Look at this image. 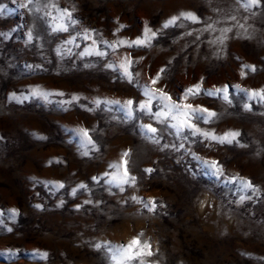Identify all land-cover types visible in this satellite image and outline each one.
I'll use <instances>...</instances> for the list:
<instances>
[{"label": "rangeland", "instance_id": "obj_1", "mask_svg": "<svg viewBox=\"0 0 264 264\" xmlns=\"http://www.w3.org/2000/svg\"><path fill=\"white\" fill-rule=\"evenodd\" d=\"M0 6V264H116L105 245L127 244L141 232L154 253L146 264H264V101L235 88L230 103L222 96L189 98L217 113L210 123L197 122L201 129L241 133L233 144L184 140L144 113L128 118L113 103L145 101L143 84L163 88L173 100L197 83L213 91L264 89V7L246 10L237 0H37L32 12L13 0ZM60 9H74L78 23L68 31H53L68 22ZM182 12L199 22L163 28ZM146 26L159 30L151 47L114 51L101 43L134 40ZM94 48L107 55H83ZM129 54L138 61L132 83L107 66ZM242 65L255 71L243 69L242 77ZM162 67V79L151 85ZM34 90L51 95L45 101ZM149 123L163 130L160 144L141 132ZM78 128L90 130L94 148L82 145ZM173 143L184 148L161 147ZM126 151L137 183L120 192L104 182L105 173ZM193 154L219 161L224 176L207 172ZM240 180L254 189L241 188ZM131 197H155L166 207L149 212ZM44 252L47 258L37 255Z\"/></svg>", "mask_w": 264, "mask_h": 264}, {"label": "snow or ice", "instance_id": "obj_2", "mask_svg": "<svg viewBox=\"0 0 264 264\" xmlns=\"http://www.w3.org/2000/svg\"><path fill=\"white\" fill-rule=\"evenodd\" d=\"M13 3H16L18 8L27 9L29 12L33 11V7L37 0H25L24 3H19L18 0H13ZM237 3L241 5L244 9H253L257 7H264V0H237ZM4 10L3 6H0V12ZM39 11V9H36ZM67 19V23H63L59 25L57 28H54L53 31H68L69 27L78 23L77 20L73 18L74 9H60ZM229 19L235 20V16L229 17ZM189 20L193 23L199 22L198 17L191 12H182L179 16L170 17L164 24L163 28L167 29L170 27H182V23H178V21ZM124 25H121L122 29ZM212 25H208L205 30L211 29ZM120 29H117L119 31ZM224 33L231 31L230 28H225L222 30ZM86 32H94V30H86ZM190 34V33H189ZM115 35V33H114ZM159 35L158 31H153L151 28L145 29L144 34L141 37H137L134 40H126V39H118L115 44H111L107 41H101L107 45V47L112 48L114 51L119 49L120 47H128V48H141V47H151L152 41L156 39ZM32 33L29 31L28 40H32ZM85 39H91L90 35H86ZM199 39V37H197ZM224 39H227L226 35L220 38V43L222 44ZM215 43V41H213ZM93 44H96V41L93 40ZM95 54L97 56H106V51H101L99 48L91 49L90 51L83 53V55H92ZM142 59V58H141ZM134 61L131 55L124 56L120 63L116 66L111 64L107 65L110 68H114V70H119L121 75L124 76L129 83H132L136 76H139V73L133 74L132 65ZM40 67V66H37ZM243 69H249L250 71H255V66L242 65L241 76H246V72ZM166 68L162 67L155 76L150 77L151 85H156L160 82L163 75L165 74ZM143 89V93L147 99L143 102H137L132 99L127 100L124 104H121L120 101H114L113 103L121 105L122 110L127 109L126 116L128 118H133L135 112H141L147 115L150 119H155L157 123L163 124L164 128L174 129L175 131L173 135L178 137H183L184 140H188L191 137H201L204 140H208L209 142H216L219 144H233L239 143L238 137L241 135L239 131L229 130L222 135H217L215 132L204 131L198 126L197 122L210 123L217 118V113L214 110L208 109L202 105H193L192 103H188L189 98H196L197 96L203 94L207 96H222V98L229 103V93L230 89L235 88L238 91H243L249 99H256L264 101V89L260 90H244L241 89L239 85H224L222 88H216L213 90L203 89L200 83H197L184 91L183 97L181 100H173L172 96L165 92L163 88H153L149 87L148 84L139 85ZM51 93L41 90H34L32 92V96L42 98L47 101ZM63 95V93H60ZM79 98L76 96L72 97V101H76ZM153 101L158 105L157 109L153 111ZM70 103V102H69ZM97 107L100 105V101H96ZM245 108L250 110V106L245 104ZM170 121H175V123H170ZM141 132L145 136L146 139L160 144V141L163 139L162 129H158L153 126V124H142ZM77 134L78 138L81 140L82 145L87 149L89 145L93 148L95 147V142L90 134V130L87 128H78L74 130ZM195 142V141H193ZM243 147V145H241ZM162 148H172L175 151H180L184 148V144L181 143L179 145L173 144H163ZM90 150V149H88ZM87 154V151L85 152ZM129 152L126 151L123 153L121 157V161L117 164L112 165L111 167L114 169L112 173H105L109 179L104 182L118 187L120 192L125 191V186L135 187L137 183V177L133 175L129 169ZM194 159L198 161L199 164L203 165L207 172H210L213 176L217 178H221L224 176L223 166L217 160H204L200 157H197L193 154ZM146 174H151L155 169L146 168L143 170ZM94 181L99 183L97 178H93ZM227 183H236V178H230ZM240 187L243 189H254V185L251 181H243L240 180ZM59 188H63L64 185L61 183L58 185ZM81 188H85L86 186L81 184ZM75 189L73 190V195H75ZM132 200L136 201L138 204H141L142 207L149 211L155 213L158 207H166L163 204H158L157 199L155 197H149L147 200L139 197H131ZM243 199V197L241 198ZM85 203H90V201H85ZM37 207H40L37 205ZM79 207V206H78ZM17 210L13 209L12 213L14 214L11 218L15 219V214ZM2 213H0V223H3ZM11 231V229H8ZM144 234L138 233L131 240L128 241L127 244H120L116 246H112L110 244H106L105 247L107 251L111 253V258L116 261V264H146L144 257L152 256L154 253L152 251V244L149 239L143 238ZM97 248H100L101 245L97 244ZM0 255H3L0 253ZM37 255H42L43 258H47L48 253L44 252L42 254L37 253Z\"/></svg>", "mask_w": 264, "mask_h": 264}, {"label": "bare ground", "instance_id": "obj_3", "mask_svg": "<svg viewBox=\"0 0 264 264\" xmlns=\"http://www.w3.org/2000/svg\"><path fill=\"white\" fill-rule=\"evenodd\" d=\"M205 205V204H204ZM202 209V208H201Z\"/></svg>", "mask_w": 264, "mask_h": 264}]
</instances>
